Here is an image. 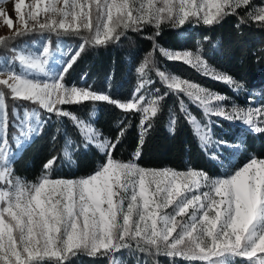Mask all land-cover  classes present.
<instances>
[{
	"label": "snow or ice",
	"instance_id": "6c2138e0",
	"mask_svg": "<svg viewBox=\"0 0 264 264\" xmlns=\"http://www.w3.org/2000/svg\"><path fill=\"white\" fill-rule=\"evenodd\" d=\"M250 0H48L40 9L25 0L14 4L16 20L0 10L11 35L0 37L7 54L0 56V264H66L71 257H111L108 264H121L117 253L132 250L180 258L188 264H264V157L250 154L239 167L223 176L188 167L148 168L132 159L115 158L128 129L125 121L138 116L136 125L142 147L157 118L175 97L168 111V130L175 134L181 117L191 125L209 160L219 161V151L229 141L215 139L213 125L239 121L251 133L264 135V105L248 107L182 74L162 70L156 52L166 61L194 69L200 76L227 85L237 95L248 92L245 83L218 68L197 41L192 49L160 46L156 37L167 26L187 24L212 27L228 16H237V29L248 19L264 22V7L257 11ZM243 11V15L241 12ZM154 29L149 33L148 29ZM41 39L18 44L25 36ZM57 37V48L51 36ZM128 33L143 34L152 41L135 67L137 83L130 98L120 99L105 87L69 80L71 70L89 48L115 44ZM62 36L77 37L76 46L64 45ZM209 38L203 37L204 41ZM215 47V46H214ZM155 72L161 87L149 75ZM255 91V90H254ZM147 94V96H146ZM264 95V92H256ZM150 96L149 100L147 97ZM200 108L207 123L193 115L188 103ZM92 104L90 113L80 111ZM97 104H107L122 116L115 134L105 135L95 123ZM218 119L213 121L211 117ZM54 126L52 150L63 157L97 152L103 160L91 173L78 178L53 177L61 162L52 154L34 183L15 175L14 163L22 149L46 127ZM245 141L234 147H243Z\"/></svg>",
	"mask_w": 264,
	"mask_h": 264
},
{
	"label": "trees",
	"instance_id": "16d2710c",
	"mask_svg": "<svg viewBox=\"0 0 264 264\" xmlns=\"http://www.w3.org/2000/svg\"><path fill=\"white\" fill-rule=\"evenodd\" d=\"M255 2H262V0H250L252 6ZM248 11L253 12V8ZM243 14L242 11L241 15ZM245 20L246 22L241 24L239 29L235 27L238 22V17L235 15L226 17L220 24L212 27L187 24L183 28L173 29L165 26L161 34L156 37V42L164 48L194 50L196 42L201 41L203 51L211 58V61L218 68L243 81L248 92H241L237 95L227 85L204 78L189 66L166 61L157 51L158 66L162 70L182 74V76L244 102L245 98L242 95L246 93L250 95L256 88L264 90V22L251 20L246 16ZM148 32L153 33L154 29L149 28ZM9 35L11 32L0 37ZM44 35L51 36L52 47L56 48L57 37L50 33ZM204 36L209 39L204 41ZM39 37V33L30 34L16 43L31 42ZM60 39L69 42L71 46H76L79 43L77 37L62 36ZM151 49L152 41L145 39L143 34L128 33L118 43L109 44L107 47L89 48L74 65L69 80L79 83L81 82L80 77L87 73L88 83L106 88L107 78L111 76V92L114 97L127 99L131 96L137 83L135 67ZM6 54L7 46L0 44V55ZM149 75L156 81L155 87H161L155 72L153 71ZM147 98L151 99L150 96ZM176 103L175 97L167 100V107L157 118L142 147L139 145V134L136 128L139 117L129 116L125 124L130 122L132 127L128 129L122 144L115 153V158L132 159L136 149L140 147L141 155L137 162L142 166L177 169L191 166L206 169L211 175H218L235 169L250 154H255L258 157L264 156V135L251 133L239 121L222 120L220 127L213 125L214 138L229 141L230 145L241 140L245 141V144L239 149H233L232 146L217 149L214 144L209 151L218 150L221 159L219 161L209 160L200 147L191 125L183 117L176 126L175 134L169 132L168 111ZM186 103H188L187 100ZM188 106L201 123L208 122V118L204 116L200 108L192 106L190 103ZM95 107L98 109L94 116L96 126L105 135H114L116 120L122 116V113L107 104H97ZM92 108V104H87L80 111L88 114ZM211 119L215 121L218 118L213 116ZM54 131V126L46 127L44 132L28 143L16 157L14 172L23 182H36L44 171L43 163L52 154L61 156V162L53 169V176H85L94 171L102 162L103 157L95 151L75 153L72 158H65L62 151H59V144L57 145L58 153H54L50 139ZM110 258L89 257L86 253H79L75 257L69 258L66 264H108ZM117 258L121 264H173V258L142 253L134 246L132 250H121L117 253ZM175 264H188V262L175 258ZM233 264H241V258H233ZM243 264H247V261H243Z\"/></svg>",
	"mask_w": 264,
	"mask_h": 264
},
{
	"label": "rangeland",
	"instance_id": "374dc122",
	"mask_svg": "<svg viewBox=\"0 0 264 264\" xmlns=\"http://www.w3.org/2000/svg\"><path fill=\"white\" fill-rule=\"evenodd\" d=\"M18 2V0H0V10H2L5 14H7L9 17H11L13 19V22H14V26H19L17 20H16V13L14 11V4ZM48 3V0H25V10H27V6L28 5H32L33 8H39L41 11H40V15H41V18L43 19V7ZM59 3L62 5V0H59ZM261 7H264V0H262V2H255L254 5L252 6L253 8V12L254 11H257L259 8ZM12 30H10L5 24H4V21H3V17H0V36L5 34V33H8V32H11ZM45 36V35H44ZM46 37V36H45ZM41 39V36L37 39H34L33 41H39ZM61 40V39H60ZM33 41L31 42H23L22 44L24 43H28V44H31ZM63 42L64 45H71L69 42L67 41H64V40H61ZM57 48V47H56ZM54 48V49H56ZM0 56H3V55H0ZM185 77V76H183ZM193 80V79H192ZM195 81V80H194ZM203 85V84H202ZM205 86V85H204ZM211 89V88H210ZM213 90V89H212ZM216 91V90H215ZM264 90L263 89H260V90H255L253 91L254 93L252 94H244L242 96H244L245 98V101L244 102H241V100H237L235 98H232L230 97L231 99L228 100V101H225V105H227L229 108L231 107V104L233 101H235L236 103H238L239 105H242L244 107H248V101L249 99H252V106L255 107V106H258V105H264V95H256L255 93L256 92H263ZM223 94V93H222ZM260 96V97H259ZM130 98V97H129ZM237 142H233L232 143V147L233 149H236L234 147V145L236 144ZM261 157H264V156H261ZM249 158V157H248ZM247 158V159H248ZM246 159V160H247ZM129 159H125L123 161H127ZM246 160H244L243 162H245ZM242 162V163H243ZM241 163V164H242ZM240 164V165H241ZM239 165V166H240ZM142 166V165H141ZM238 166V167H239ZM143 167H148V168H166V167H152V166H143ZM189 167V166H188ZM188 167H185V168H181V169H178V170H186ZM167 168H171V167H167ZM237 168V167H236ZM173 169H177V168H173ZM198 169V168H197ZM234 170V169H233ZM232 171V170H231ZM93 172V171H92ZM91 172V173H92ZM229 172V171H228ZM89 173V174H91ZM227 172L225 173H222V174H218V175H213V176H223L225 175ZM88 175V174H87ZM18 177V176H17ZM53 177H63V176H53ZM19 178V177H18ZM69 178H78V177H69ZM30 183H34V182H30Z\"/></svg>",
	"mask_w": 264,
	"mask_h": 264
}]
</instances>
